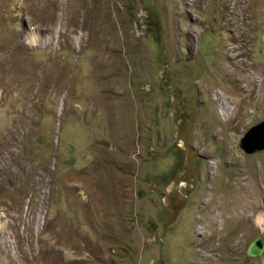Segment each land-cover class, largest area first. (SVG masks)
<instances>
[{
	"label": "rangeland",
	"instance_id": "1",
	"mask_svg": "<svg viewBox=\"0 0 264 264\" xmlns=\"http://www.w3.org/2000/svg\"><path fill=\"white\" fill-rule=\"evenodd\" d=\"M0 45V255L53 231L107 264H264V149L241 147L264 0H0Z\"/></svg>",
	"mask_w": 264,
	"mask_h": 264
},
{
	"label": "bare ground",
	"instance_id": "2",
	"mask_svg": "<svg viewBox=\"0 0 264 264\" xmlns=\"http://www.w3.org/2000/svg\"><path fill=\"white\" fill-rule=\"evenodd\" d=\"M99 25V24H98ZM97 26V25H96ZM33 37V36H32ZM30 38V42L31 43H34L35 40L33 38ZM107 41V40H106ZM103 44V43H102ZM10 45V44H9ZM4 45H0V49L2 48V50L4 49L3 48ZM13 46V45H12ZM18 47V46H17ZM106 47V46H105ZM109 48V47H108ZM18 49V48H17ZM20 49V48H19ZM21 50V49H20ZM105 50V48H104ZM14 51V50H13ZM106 51H107V47H106ZM19 52V51H18ZM16 51L15 53V57L19 58V53ZM23 52V51H22ZM108 52V51H107ZM0 53H2L0 51ZM12 53V52H11ZM5 55V54H4ZM17 55V56H16ZM103 55V54H102ZM105 55H106V52H105ZM2 56V55H1ZM12 60L14 58V55L12 54ZM10 56V57H11ZM108 56V54H107ZM6 57V56H5ZM104 57V56H103ZM1 58V57H0ZM15 58V59H16ZM22 58V57H21ZM14 59V60H15ZM6 60V59H5ZM8 60V59H7ZM20 60V59H18ZM22 60V59H21ZM110 60V59H109ZM2 61V60H1ZM9 61V60H8ZM16 61V60H15ZM3 62H7V61H3ZM11 62V61H10ZM18 62V61H17ZM23 62V61H22ZM21 64V63H20ZM19 63L17 65H20ZM104 64V63H103ZM2 65V64H1ZM23 65V64H22ZM6 66H8L6 64ZM3 68H5L3 66ZM12 68V67H11ZM8 69V68H7ZM5 70V69H4ZM11 70V69H10ZM1 71V75L2 74V70ZM7 71V70H6ZM9 72H7L8 74ZM6 74V73H5ZM19 74V73H18ZM14 75V74H13ZM16 75V73H15ZM17 76V75H16ZM4 78V77H2ZM13 78V77H12ZM20 78V77H19ZM18 78V79H19ZM5 79V78H4ZM16 79V78H14ZM17 79V80H18ZM14 81V80H13ZM219 82V80H218ZM232 82L234 83V89H244L246 90V88H252V89H255V81H249L247 83H245L244 81H241L240 79L238 80H232ZM3 83V82H2ZM8 83V82H7ZM222 83V82H221ZM225 84V83H224ZM255 84V85H254ZM222 85V84H220ZM219 85V86H220ZM226 85V84H225ZM259 86H264V82L262 81L261 83H259ZM225 88H227V86H224ZM229 88V87H228ZM259 88V87H258ZM230 89V88H229ZM224 90V89H223ZM227 90V89H226ZM231 90V89H230ZM249 90V89H248ZM224 93V92H223ZM236 93V92H235ZM235 93L234 92H230V94L232 96H235ZM221 94V93H220ZM239 94V93H238ZM256 93L254 92V90H249V91H246L244 93V95H246L247 97H251V96H254ZM257 94H260V93H257ZM231 95H227V94H222V97H226L227 99V103H225V105L228 107L229 105H231ZM221 98V97H220ZM231 98V99H230ZM230 99V100H229ZM235 104V103H234ZM240 106V105H239ZM238 108V107H236ZM236 110V109H235ZM238 110V109H237ZM23 163V162H22ZM20 166V164H19ZM21 171H23L22 169V166L20 167V172H19V176H22L21 175ZM22 183V181H21ZM231 185V184H230ZM235 185H237L235 187ZM234 184L231 185L230 189L231 188H234L233 190H242L245 188V185L241 186V185H238V182H236ZM264 195V190L262 189V193L261 195ZM262 195V196H263ZM213 197V195L211 196ZM212 199V198H211ZM263 199H264V196H263ZM249 206V210L250 211H255L256 209H258L259 207H261V205H259V203L257 201H253L252 203H250ZM97 207V206H96ZM214 208H216L217 210H215V213L213 216H211V218L209 217L208 219L206 218V223L207 225L209 226H216L219 222H221L223 225L225 223L228 222V219L226 218V216H224V211H222L219 207L221 206H213ZM235 209V208H234ZM245 209V208H244ZM212 211V210H211ZM236 211V209H235ZM212 213V214H213ZM243 213V212H242ZM108 212H106L105 210H103L102 206L98 207V208H94V213L92 215V217H94V221L97 223L98 219H100L101 217V221L103 222V224L105 225L104 227L107 228V216H108ZM116 212L113 211V215L115 216ZM237 214V213H236ZM241 214V213H240ZM241 216V215H240ZM106 222V223H105ZM113 222H114V228L111 229V234L112 235H115L117 234V229L119 228V225H118V217L114 218L113 217ZM61 232V231H60ZM51 236L49 235L48 236V239L49 241H47L45 238H43L42 236L39 237V240H42L41 242V249L45 252L44 255L42 256H38L36 258H33V257H30V256H26V255H20V254H17V253H10L9 256L7 254L3 255L1 254L0 255V264H12V262L16 263V264H27V263H31L33 261L36 262V264H107L104 259V257H96V256H93L91 254H88L87 252H85V246L83 245H80L78 244L77 242H73V241H70L68 240L66 236L64 235H61L59 233H56V232H51L50 233ZM11 243V242H10ZM9 241L7 240H2L0 241V247L5 249L6 253L9 251V245H10ZM112 263H113V258L112 259H109ZM110 263V262H109ZM114 264H118L117 262L114 263Z\"/></svg>",
	"mask_w": 264,
	"mask_h": 264
},
{
	"label": "water",
	"instance_id": "3",
	"mask_svg": "<svg viewBox=\"0 0 264 264\" xmlns=\"http://www.w3.org/2000/svg\"><path fill=\"white\" fill-rule=\"evenodd\" d=\"M241 147L247 153H254L264 149V120L255 124L244 134ZM264 251V242L261 237L255 238L248 247L250 255H259Z\"/></svg>",
	"mask_w": 264,
	"mask_h": 264
}]
</instances>
